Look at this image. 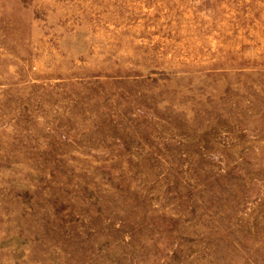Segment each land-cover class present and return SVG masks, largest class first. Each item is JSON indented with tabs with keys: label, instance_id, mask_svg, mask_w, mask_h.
I'll return each mask as SVG.
<instances>
[{
	"label": "rangeland",
	"instance_id": "1",
	"mask_svg": "<svg viewBox=\"0 0 264 264\" xmlns=\"http://www.w3.org/2000/svg\"><path fill=\"white\" fill-rule=\"evenodd\" d=\"M0 264H264V0H0Z\"/></svg>",
	"mask_w": 264,
	"mask_h": 264
}]
</instances>
